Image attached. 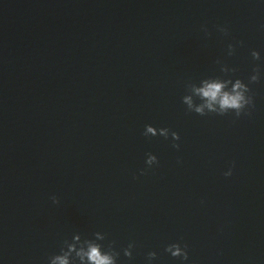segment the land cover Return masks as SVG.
I'll list each match as a JSON object with an SVG mask.
<instances>
[{
	"label": "water",
	"instance_id": "water-1",
	"mask_svg": "<svg viewBox=\"0 0 264 264\" xmlns=\"http://www.w3.org/2000/svg\"><path fill=\"white\" fill-rule=\"evenodd\" d=\"M255 67L251 114L209 113L202 81ZM96 232L117 264H264V0H0V264Z\"/></svg>",
	"mask_w": 264,
	"mask_h": 264
},
{
	"label": "clouds",
	"instance_id": "clouds-1",
	"mask_svg": "<svg viewBox=\"0 0 264 264\" xmlns=\"http://www.w3.org/2000/svg\"><path fill=\"white\" fill-rule=\"evenodd\" d=\"M207 33V29H203ZM223 35H229L227 28L218 27ZM241 45L243 42H240ZM235 52V47L232 44L228 45V55L231 56ZM251 57L253 61L260 60V54L257 51L251 52ZM219 63V61H217ZM221 72L228 74L229 72L235 73L236 69H229L227 67H222ZM252 75L248 78V83H244L241 79L237 78L234 81L232 79H223L219 77L213 79L211 82L208 80L202 81L203 87L196 89L197 93L203 97L208 103L206 107L209 108L212 114L218 116H225L230 112H234L236 118H239L243 115H250L251 110L254 107L253 96L251 94V89L249 85H255L259 83L261 78V70L259 67H255L252 70ZM227 85H232L229 91H224ZM183 103H188L190 101L187 97H183ZM213 103L219 104V110L213 108ZM191 112V111H189ZM195 113L200 116H206L209 113H205L203 107H198L195 109ZM146 131H144V136L149 137L147 133H153L151 137H163L168 139L169 135L173 141H179L180 136L177 132L170 131L168 128L157 129L159 135L153 132L154 127L151 125L145 126ZM173 148L179 149V144L174 143ZM159 161L155 155L148 154L146 164L151 167L153 165H158ZM144 172H141V175H144ZM232 174L231 169L228 172L224 173L225 177H230ZM54 204H59V200L53 196L51 197ZM105 235L100 232L94 234V239H81L80 235H74L72 241L69 242L65 240L63 246L60 249V253L49 257L48 264H117V261L120 257V252L116 251L114 243H110L107 247V250H104V246L98 241H104ZM135 244L129 243L126 248L123 249L124 256L131 261L133 259L132 250L134 249ZM188 246L185 244L183 247L179 243H172L165 247L164 251L173 259L180 260L181 264L189 260L188 255ZM149 264L151 261L157 259L156 252H149L147 255Z\"/></svg>",
	"mask_w": 264,
	"mask_h": 264
}]
</instances>
